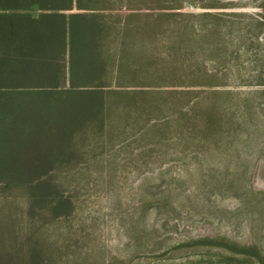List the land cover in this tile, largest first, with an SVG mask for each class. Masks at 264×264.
Listing matches in <instances>:
<instances>
[{"label":"rangeland","instance_id":"374dc122","mask_svg":"<svg viewBox=\"0 0 264 264\" xmlns=\"http://www.w3.org/2000/svg\"><path fill=\"white\" fill-rule=\"evenodd\" d=\"M121 4L106 88L0 169V264H264V0Z\"/></svg>","mask_w":264,"mask_h":264},{"label":"crops","instance_id":"0c3cea01","mask_svg":"<svg viewBox=\"0 0 264 264\" xmlns=\"http://www.w3.org/2000/svg\"><path fill=\"white\" fill-rule=\"evenodd\" d=\"M113 1L0 0V97L21 115L12 127L55 128L68 97L106 88L110 27L127 29Z\"/></svg>","mask_w":264,"mask_h":264},{"label":"trees","instance_id":"16d2710c","mask_svg":"<svg viewBox=\"0 0 264 264\" xmlns=\"http://www.w3.org/2000/svg\"><path fill=\"white\" fill-rule=\"evenodd\" d=\"M2 98L4 99V101H7V97H2ZM3 103L6 105L5 107H2V111L4 113H2V121H0V169L2 170L3 169L4 170L16 169L17 170L18 166L21 167L23 165H20V164L14 165V164L9 163L8 161L9 160L16 161V159L26 160L28 158L27 156H25L26 154H24V151L26 150L25 149L26 144L29 143L31 139L29 140L27 139V136L25 137L24 129H29L28 130L29 133L33 135L36 132L35 129L40 130V128L39 127H25V126L24 127L23 126L22 127H12L15 123L17 124L16 121L12 122L13 119L15 118V115L18 117H21V115L19 116V114L17 113L18 111L15 108H12L11 106H9L8 103H5V102ZM48 106L50 108H54L55 110L57 108V106L54 105L53 103H50ZM54 112L56 113V111ZM55 113H51V116H54ZM56 114H59V112H57ZM47 129H54V127L47 128ZM14 151L15 152L19 151L18 155L20 156L16 157L17 154L12 155L11 152H14ZM22 152H23V155H21Z\"/></svg>","mask_w":264,"mask_h":264}]
</instances>
